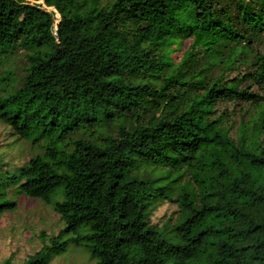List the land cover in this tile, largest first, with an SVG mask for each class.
Listing matches in <instances>:
<instances>
[{
    "label": "trees",
    "instance_id": "obj_1",
    "mask_svg": "<svg viewBox=\"0 0 264 264\" xmlns=\"http://www.w3.org/2000/svg\"><path fill=\"white\" fill-rule=\"evenodd\" d=\"M70 1L0 0V119L44 148L13 168L0 155V176L63 222L23 264L69 242L96 264H264V53L242 43L263 34L264 0H189L225 45L176 59L163 21L178 0ZM165 200L176 211L152 222Z\"/></svg>",
    "mask_w": 264,
    "mask_h": 264
},
{
    "label": "rangeland",
    "instance_id": "obj_2",
    "mask_svg": "<svg viewBox=\"0 0 264 264\" xmlns=\"http://www.w3.org/2000/svg\"><path fill=\"white\" fill-rule=\"evenodd\" d=\"M39 2L41 6L48 10H54L51 0H31ZM96 1L100 6L106 0H72L69 4H82L88 6ZM56 22L60 14L55 12ZM201 12L189 0H178L173 2V8L168 14V18L163 21L164 38L170 43L171 55L173 58H179L182 54L190 50H209L214 51L221 48L223 33L210 26L211 21L206 17L204 21L199 18ZM242 43L246 45V58H254L258 53H264V32L262 35L250 36L243 39ZM234 44V42H233ZM221 50H224L222 48ZM252 51H254L252 53ZM220 52V50L218 51ZM241 58L233 65L228 76H233L241 68H246L250 61ZM242 61V62H241ZM256 89V88H253ZM229 102H219L217 107L230 112V117L248 122L252 118L253 111L250 106L243 103V106H236ZM234 128V126H233ZM232 128L231 132L234 131ZM43 140L35 138L32 134L28 137L20 138L13 134L8 125L0 119V155L7 161L2 165L3 169L13 168L26 163L30 157L42 156L44 154ZM14 197L16 204L12 209L0 211V264H6L10 258L12 264H23L27 257L33 254L42 244V238L45 240L53 233L58 232L63 222L59 214L40 198L29 197L20 190L14 188L6 189L3 186L0 176V199L4 197ZM177 206L172 201H160L157 203L151 214L152 222L161 224L167 217L176 211ZM200 261L199 256H193L184 259L180 264H196ZM53 264H96L95 259L89 257L83 246L68 243L67 249L56 255Z\"/></svg>",
    "mask_w": 264,
    "mask_h": 264
}]
</instances>
